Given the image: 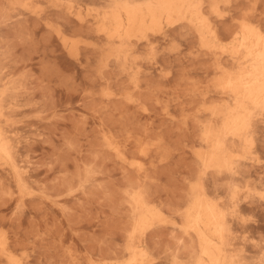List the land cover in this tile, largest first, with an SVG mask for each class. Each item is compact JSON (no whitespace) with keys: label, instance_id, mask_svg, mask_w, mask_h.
<instances>
[{"label":"rangeland","instance_id":"rangeland-1","mask_svg":"<svg viewBox=\"0 0 264 264\" xmlns=\"http://www.w3.org/2000/svg\"><path fill=\"white\" fill-rule=\"evenodd\" d=\"M2 1L0 0V52L2 50L3 55L0 60L1 63H11L8 66L25 80L30 98L28 105L31 108L28 113L19 117L24 120L20 123L19 132L31 142L24 161L29 164L37 191L33 197L21 195L15 186L11 187L12 190L9 187L0 190V229L7 230L12 237L18 250L17 256L21 259L20 264H93L100 260L98 258L101 255L111 253L114 249L117 253L124 252L127 241L125 233L127 234L131 223L130 207L128 203L126 205V196L123 195L127 185L139 180L144 182L151 196H159L166 211L176 217L178 208L183 207L189 196L191 184L200 177L201 166L194 156L193 146L198 145V122L208 118L205 112L206 117L203 116L204 109L201 107L213 100V92L208 91L214 76L212 71L208 72L214 67L213 61L208 58L209 55L206 57L205 53L202 52L204 56L200 54L199 40L194 37L196 34L192 36V31H174L168 28L173 33L167 31L168 36L160 38V48L156 52L158 63L157 60L156 63L149 60V63V49L141 46L137 62L143 61L141 63L146 68L142 69V88L136 90L118 66L112 62L109 66L104 65L106 56L97 48L101 43L91 45L90 42L97 43L98 39L91 34L89 36L88 31H92L80 27L76 17H72V20L75 18L73 24L68 23L72 20L67 18V25H72L71 28L65 24L68 34H71V30L74 31L73 35L79 33V53L76 57H71L62 48L61 41L54 32L50 35L48 28L41 23L35 25L32 20L30 25L37 27L29 26L33 30L23 28L26 26V23L22 24L23 18L16 12H8L5 1ZM71 1L76 7H81L84 15L90 16L89 18L95 13L93 7L104 4L101 0ZM44 5L46 14L56 21L65 22L66 19L56 15L58 10L55 7L48 3ZM250 12H254V18L256 15L257 19L264 20V0L256 3L255 0H232L230 5L222 7L223 16L214 18L220 24L218 26L221 28L222 38L225 36L224 42L231 40L226 34L236 26L235 18L250 15ZM74 25L80 28L79 31L75 30L77 28ZM146 61L147 66L144 65ZM100 70L111 84H104L105 78L100 75ZM118 77H121V84L117 82ZM106 85H110L112 89L105 90ZM112 90L120 92L122 97L112 100L107 108L105 103L108 102H104V99ZM135 96L141 98L146 110H143V105L137 107L131 104L129 98ZM167 109L172 112L173 118H165ZM103 126L106 129L110 127L114 136L124 143L128 142L124 140H129L130 136L129 142L136 139H132L133 137H141L143 146L146 145L147 156L140 152V147H130L133 144L128 147L132 148L130 157L145 164L146 174L141 175L132 168L127 171L117 162L114 153L103 146L105 144L100 132ZM259 126L257 146L263 163L260 165H264V123ZM157 141L161 143L158 144ZM86 163L93 166L95 173L92 172L94 179L90 181L91 184L87 183L89 186L84 191L79 180L85 175L82 169L89 166ZM258 165H255L257 168L250 167L254 176L260 171ZM207 175H204L207 181L214 177ZM243 178L245 177L242 175L236 182L242 187V195L249 193L241 197V204L247 202L242 204L243 215L237 226L242 228V231L238 228V238L240 236L242 240L239 239L243 242L244 237L245 244L239 239L237 244L239 247L247 245L244 249L250 255L248 259L252 261L248 263L247 260L248 264H264V261L259 260L264 253V198L250 195L264 190V179L260 182ZM215 179L214 177L210 182V188H215ZM219 179L218 188L227 193L232 179L227 176ZM245 184L253 188L249 191ZM70 185L72 190L67 188ZM38 188L48 196H42ZM55 199L60 200V208L52 203ZM173 218L170 219L175 222ZM247 221L248 224L245 223ZM173 222L159 228L157 226L156 230L148 229L151 235H148L147 230L146 236L152 238L154 235V239L149 241L148 237V241L150 246L153 245V251L157 249L155 254L165 255L170 250V245H173L171 249L177 245L178 235H184L181 230L182 234L178 228L173 227ZM241 222L247 226H243ZM155 231L160 233L157 238ZM173 234H176V238Z\"/></svg>","mask_w":264,"mask_h":264},{"label":"bare ground","instance_id":"bare-ground-1","mask_svg":"<svg viewBox=\"0 0 264 264\" xmlns=\"http://www.w3.org/2000/svg\"><path fill=\"white\" fill-rule=\"evenodd\" d=\"M3 1L6 3L5 9L8 12H16L17 15L21 16V19L23 18L22 24L26 23L23 28H28L29 26L32 28V26L41 23L48 28L50 35L54 32L53 34H56L61 41L63 46L61 47L71 57H76L79 53V40L77 38L79 33L73 35L74 31L71 30V34L70 32L68 34L67 27L71 23L73 24L75 18L72 20V17H76L75 20L76 22L78 21V25L85 27V30L89 29L90 32L92 31L89 33L87 30L89 36L91 34V36H95L98 39L97 43L94 41L90 42L91 45L94 43V46H97L98 43H101L97 48L99 47L103 51L104 57L106 56L104 65L109 66V63L112 62L118 66L121 73L127 76L129 84L136 90L142 88V69L146 68L141 63L143 61L137 62L139 61L137 59L140 56L141 46L149 49L151 56H149L150 58L148 57V61L156 63V58H158V55L156 57V54H158L156 52L160 48V38L173 33L169 32L168 28H172L171 30L174 31L178 29L190 30L193 32L192 36L196 34L194 37L199 40L200 54L203 55L205 53L206 57L209 55L210 57L208 58H211L214 66L211 70H208V72L212 71L214 73L210 85L211 88L208 87V91L213 92V100L209 104L205 103L203 108L201 107V109H204L203 112L201 111L203 116L206 117L204 115L206 113L208 118L198 122L200 124L198 145L195 144L196 146H193L194 156L201 166V170L198 169L200 170V177H198L199 173H197L199 179H196L197 181L191 184L189 196L187 195L188 198L182 205L183 207L178 208V216L176 217L166 211L158 199L159 196L157 198L151 196L152 194L149 193L150 191L143 184L144 182L139 180L138 182L134 181L135 183H131L130 186L127 185L128 188L123 191V193L125 192L123 195L124 197L126 196V205L128 203L130 207L131 223H129V229L127 228V234L125 233L127 237L125 251L117 253L114 249V251H110L111 253L101 255L98 258L100 260L93 262V264L250 263L251 260L248 259L250 255L246 254L245 246L239 247L240 245L238 246L237 244L239 242L237 239L240 238V236L238 238V228L239 230L241 228L237 226V222L243 215V202L241 204L243 200L241 197L249 192L242 195V187L236 180L242 175L246 179L252 178V181L262 182L264 179V165H260L263 163L257 146L258 130L261 127L259 125L264 123V23L262 22L264 20L261 21L256 18V11L255 18L254 12L253 14L251 13L252 11L250 13L253 16L251 14H243L244 16L235 18L234 25L236 26H233L234 28L230 29L232 31L226 34L229 35L231 40L224 42L225 36L222 38L221 28L218 26L220 24L217 23L214 17L223 16L222 7L230 5L232 0H101L104 4L101 7L92 8L95 10L92 18L84 15L83 9L76 7V4L74 5L71 0ZM257 1L255 0V3ZM47 3L55 7L56 11L58 10L56 15L66 19L65 22L56 21L53 19L54 17L51 18L49 14L44 12V4ZM95 6H97V3ZM52 14H55V12ZM26 16L30 17L25 19L24 17ZM67 18L72 20L68 22L70 23L69 25L66 22ZM31 20L35 25H30L31 23L29 22H32ZM65 24L67 27H65ZM76 26L75 28H77ZM78 29L80 28L75 30L79 31ZM82 31L80 30V32ZM83 33L85 34V32ZM87 40L85 41L87 42ZM1 48L5 49V47ZM4 54H6V51ZM2 55L1 50V60ZM1 60L0 190H5L6 187L12 190V186H15V189H18L21 195L28 194L34 197L37 191L36 183L29 171V164L24 161V156L31 142L19 132L20 123L24 121L19 117L28 113L31 108L28 105L30 98L27 95L25 80L19 77L20 75L18 76L13 68L9 67L11 65L10 61V64H5L1 63ZM148 61L144 62V65ZM158 62L159 60H157ZM100 75L103 79L107 78L101 70ZM106 78L105 81L103 80L104 84L105 82L111 84L112 82L108 81L109 78ZM120 78L118 77L117 82H120ZM106 89L111 90L112 88L108 85ZM119 97H122L120 92L110 91L106 98L104 97L108 101L103 98L104 102H108L105 103V107L108 108L110 102ZM129 101L137 107H141L144 104L141 98L136 96L129 98ZM142 107H144L143 110H146L144 105ZM165 114L166 119L173 118V114L169 109L166 110ZM110 129V127L109 129L104 126L101 127V139H103L105 144L102 145L114 153L117 162L121 163L127 171L132 168L141 175L142 173L146 174L145 164L139 159L130 157V149L133 147H140V152L147 156L146 145L143 146L144 143L142 144L141 137H133L132 139H136L129 142L132 137L130 136L128 137L130 138L129 140H124L128 142L124 143L114 136L115 134ZM157 142H159L158 144L161 143V141ZM157 142L155 143L157 144ZM129 145L132 148L128 147ZM257 164L260 165V167L258 165L260 171L256 172L254 176L253 172H250V167L257 168L255 166ZM90 165L86 163L87 167L82 169L85 171V175L79 180V185L84 191L89 186L87 183L94 179V176H92L93 166L91 165L90 167ZM261 168L263 169L262 171ZM207 174L214 175L216 178L214 180L215 188H210V182L213 181L214 177L211 181H207L204 178V175ZM211 175H207V177ZM221 176H227L232 179L227 193H223V190L221 191L218 188L220 186H218V179ZM222 179L224 181V178ZM249 186L251 185L248 184L246 189L250 191L253 187L250 188ZM67 188L72 190V185ZM40 192L42 196H48L44 191ZM48 194L50 193L48 192ZM250 195H257L258 197L256 198L263 199L264 190L256 191L254 194L250 193ZM253 200L256 201V199ZM260 202L262 203V201ZM52 203L57 207L61 205L58 199H55ZM244 208L247 207L244 206ZM168 209L171 210L170 208ZM169 217H174L175 220L174 218L173 220L175 222ZM169 222H173V227L178 228L179 232L181 230L184 235H178L176 239L177 245L173 249H171L173 245H170V250L165 255H162L163 253L157 255L155 254L157 249L153 251L151 248L153 245L150 246L149 243L152 238L154 239V235L152 238L146 236L147 230H150V228L156 230L157 226L158 228L164 224L166 226ZM245 223L248 224V221ZM244 224L243 226L246 225ZM159 234L157 231L155 237L157 238ZM148 235H151L150 231ZM173 235L175 236L176 234ZM242 238L243 242L241 238L239 240L242 244H245L244 237ZM261 250H263V247ZM16 251L18 250H16L14 241L7 230L0 229V264H20L21 259L18 258ZM261 256L259 260L264 261V253ZM247 260H249L248 263Z\"/></svg>","mask_w":264,"mask_h":264}]
</instances>
